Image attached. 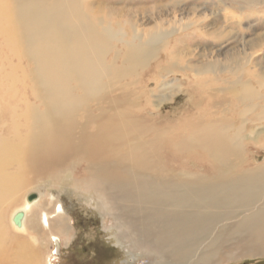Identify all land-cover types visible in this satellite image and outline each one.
Listing matches in <instances>:
<instances>
[{
    "label": "bare ground",
    "instance_id": "bare-ground-1",
    "mask_svg": "<svg viewBox=\"0 0 264 264\" xmlns=\"http://www.w3.org/2000/svg\"><path fill=\"white\" fill-rule=\"evenodd\" d=\"M86 1L0 0V38L11 55L29 64L21 76L30 81L34 97L14 103L21 67L10 64L5 75L12 80L11 95L0 102V113L11 114L8 136L0 137V264H44V240L69 241L67 218L49 197L26 199L15 210L23 211L20 226L12 213L18 234L9 230L3 213L21 201L27 186L77 166L83 174L77 180L111 215L119 236L167 264H213L221 253L264 255V160L250 165L248 155L250 145L264 150L262 69L255 81L225 80L229 85L215 90L221 93L216 101L208 93L204 109L201 100L190 101L199 110L180 124L157 126L137 113L138 102L127 104L122 93L112 94L113 85L149 66L159 48H168L173 30L158 23L142 31L135 27L128 40L119 28L94 19ZM219 1L220 10L228 11ZM229 1L243 3L240 10L263 2ZM206 12L203 8V20L213 14ZM191 24L179 22L174 29ZM206 33L223 32L211 27ZM263 36L245 45L264 50ZM204 56L208 70L194 71L196 79L218 75L213 53ZM177 86L176 91L181 83ZM169 96L148 105L155 108ZM231 103L242 107L238 125L222 115ZM191 156L192 172L170 167Z\"/></svg>",
    "mask_w": 264,
    "mask_h": 264
},
{
    "label": "rangeland",
    "instance_id": "rangeland-1",
    "mask_svg": "<svg viewBox=\"0 0 264 264\" xmlns=\"http://www.w3.org/2000/svg\"><path fill=\"white\" fill-rule=\"evenodd\" d=\"M6 1L9 2V0ZM223 1L227 5L228 11L220 10L223 4L219 0H87L86 5L90 3L92 6V13H90L93 15L92 17L100 23L119 28L124 32L125 39H131L135 27L142 31L153 28L156 23L168 31L173 30L168 39V48L167 46L159 48L156 56L150 60L149 66L140 70L138 74L126 76L114 83L115 89L112 94L120 95L122 93L127 104L138 102V108L142 109L137 113L146 115L152 120L151 122L163 127L166 124H180L186 116H191V113L196 114L200 105L198 103L196 108L194 104H191L192 102L201 100L204 109L205 104L203 103L206 101L208 93L213 92L212 97L216 101L221 93L215 90L226 88L229 85L225 80L232 81L238 78L240 80H257L255 74H258L260 69L264 72V50L250 48V43L247 47L245 43L254 39L258 40L264 34V0L260 4L250 5L248 7L250 10L248 8L240 10L239 6L243 3ZM203 8L205 12L210 10L213 13H208L204 20L201 15ZM225 14L233 16L230 21L224 16ZM189 20L193 24L177 30L179 22L184 24ZM237 21H240V25H237ZM211 27H215L223 33L219 36L206 33L207 28L209 30ZM242 44L244 45L242 46ZM189 51H192L190 55ZM205 52L213 53V59L217 60L215 62L218 64L214 69L217 70L218 75L199 74L196 79L194 71L208 70ZM110 55L111 58L113 53ZM10 64L21 67L19 68L21 81L17 85L19 87L18 98L14 103L20 102L22 98L34 101L30 81L21 76L23 73L24 75L28 73L29 64L21 55L18 57L11 55L3 46L0 38V102L11 95L7 88L11 85L12 80L5 75L9 71ZM262 80L264 82V77ZM179 82L181 87L176 91ZM163 94H170L172 97L169 96L170 99L159 105V101H157V105H154L155 108L148 105ZM188 101L189 103H187ZM211 105L216 108V104ZM226 108L227 110L222 113V106L219 105V113L232 117L235 125L240 124L242 107L232 106L231 103ZM10 121L11 114L3 110L0 113V137L8 136ZM251 124L247 121L245 123L247 127ZM248 155L253 156L250 165L258 164L264 160V150L260 147L250 145ZM186 159L188 162L183 165L177 163L178 161L175 159V164L170 167L182 168L190 173L195 168L193 165L188 168V164L196 158L191 156ZM79 169L80 166H77L71 171L60 172L43 182L27 186L23 190L24 196L18 204L4 207L3 219H6L5 222L9 225V230L11 232L14 230L10 220L12 213L26 199L28 200L30 197L31 200H35L39 196L49 197L56 201V212L57 207L61 205L60 211L62 210V216L67 218L71 235L69 241L64 242L61 239L62 246L59 247L58 253L54 251V243L52 240L49 241V237L48 240H44L46 241L45 255L47 254L44 264H167L166 258L162 259L143 252L136 245L119 236L120 229L114 224L111 215L99 206L96 198L92 199L88 196L87 191L82 188V182L77 180L83 176ZM27 189L29 190L26 191ZM51 232L52 236L60 238L55 231ZM51 232L44 234L49 236ZM213 264H264V255H240L228 258L225 253H221Z\"/></svg>",
    "mask_w": 264,
    "mask_h": 264
},
{
    "label": "water",
    "instance_id": "water-1",
    "mask_svg": "<svg viewBox=\"0 0 264 264\" xmlns=\"http://www.w3.org/2000/svg\"><path fill=\"white\" fill-rule=\"evenodd\" d=\"M28 200H31V198L29 197L28 198ZM22 216H23V211L22 210H17V211H15V213L13 214V216H12V221H13V223L15 224V225H17V226H20V221H21V218H22ZM56 240V239H55ZM54 240V251L56 252V253H58L59 252V244H58V241L56 240L55 241ZM54 252V253H55Z\"/></svg>",
    "mask_w": 264,
    "mask_h": 264
},
{
    "label": "flooded vegetation",
    "instance_id": "flooded-vegetation-1",
    "mask_svg": "<svg viewBox=\"0 0 264 264\" xmlns=\"http://www.w3.org/2000/svg\"><path fill=\"white\" fill-rule=\"evenodd\" d=\"M58 239H59V238H58ZM59 245H60V247L62 246L61 243H60V239H59Z\"/></svg>",
    "mask_w": 264,
    "mask_h": 264
}]
</instances>
